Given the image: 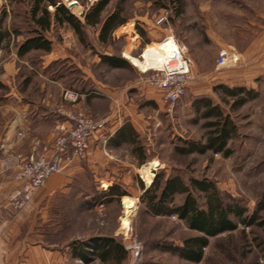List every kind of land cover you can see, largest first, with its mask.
Here are the masks:
<instances>
[{
	"label": "rangeland",
	"instance_id": "1",
	"mask_svg": "<svg viewBox=\"0 0 264 264\" xmlns=\"http://www.w3.org/2000/svg\"><path fill=\"white\" fill-rule=\"evenodd\" d=\"M30 1L0 0V21L4 19L2 29L21 34L12 36L3 44L0 77L4 73V65L15 61L19 69L10 79L14 78L17 83L20 77L21 88L25 89L29 99L36 101L45 94L54 95V106L68 126L43 133L42 136L52 137L47 156L52 153V145L72 126V116L83 115L96 122L112 116L114 120L108 133L118 129L122 101L114 93L119 88H125L128 98L135 101V111L140 116L135 130L148 158L141 163L134 154L133 145L113 147L108 142L111 137L105 141L108 135L99 133L92 141L89 155L84 160L72 162L60 172L67 173L73 169L65 181H55L54 193L43 194L37 202L38 206L47 210L39 216L44 217L38 222L37 240L43 242L46 250L59 253L55 262L86 264L72 257L73 244L106 237L126 248L127 259L122 263L93 259L87 264H264V79L260 84L261 95L258 92L256 99L249 100L242 107L232 109L233 100L228 97L226 100L229 103L221 102L224 112L231 113L238 127L236 136L229 143L232 150L229 157L211 151L184 156L176 151V147H182L186 142L205 143L209 131L204 126L208 120L200 119L192 108L196 100L193 96L195 87L209 86L206 70L218 59L208 40L209 30L213 34L218 27L223 30L224 26L220 23L226 21V35L233 38L232 35L239 31L237 23L243 16L264 24V0H113L103 13V18L116 7L124 9L127 22L123 26H132V29L122 26L126 36L117 38L115 31L109 44L104 45L98 40L99 29L88 28L83 44L68 26L56 27L51 33L54 44L72 59L55 62L47 70L42 69L40 59L47 55L43 52H32L22 59L19 57V61L16 59L19 45L33 28L28 16ZM62 1L74 15L82 18L83 12L98 0ZM76 3L78 5H71ZM255 12L261 14L263 20L256 18ZM161 17L167 18V21L158 24ZM138 22L150 31L152 39L147 34L140 36L136 28ZM167 36H170V42H163L165 44L177 41L181 45L187 43L191 49L198 47V70L201 72H196L191 65L195 79L189 83L187 94L174 106L160 98L162 103L159 106L148 98V95L154 97L158 94L148 90V87L152 90L154 87L149 86L141 74L149 71L142 55L153 45L152 42H160ZM190 50L187 49L189 59ZM231 53L235 54V51ZM110 54L126 58L131 66H109L102 61L101 55ZM239 62L231 65V68H238ZM66 72L70 73L71 82L64 77L63 73ZM137 85L144 86L140 92L134 89ZM81 88L85 89L86 94L92 91L93 98L88 100L82 96L77 102L66 99L67 90L78 92L77 89ZM222 92L219 96L223 99L225 96ZM36 141H39L38 137ZM152 165L155 166L152 184L160 171H165L167 177L179 174L185 183L192 178L199 181L207 179L217 186L226 202L236 199L247 208V216L256 214V222L251 226L238 224V229L210 238L201 263L181 259L168 249L173 245H183L185 239L196 233L189 230L178 216L150 215L147 205L141 202L144 194L142 185L149 187L152 177L148 170ZM62 184L66 185L63 187ZM115 184L126 193L125 196H108L110 187ZM41 189L34 198L40 195ZM128 197L137 202L129 223H126L123 201ZM184 197L176 196V205H182Z\"/></svg>",
	"mask_w": 264,
	"mask_h": 264
},
{
	"label": "trees",
	"instance_id": "2",
	"mask_svg": "<svg viewBox=\"0 0 264 264\" xmlns=\"http://www.w3.org/2000/svg\"><path fill=\"white\" fill-rule=\"evenodd\" d=\"M113 0H98L89 10L83 12V17H78L72 13V10L62 0H31L29 4L28 16L33 24L29 35L19 45L17 55L22 58L32 52L51 53L55 42L51 33L54 28H64L68 26L74 30L79 41L85 43L86 31L88 28L99 29L98 40L107 45L113 33L126 24L127 19L124 16V9L116 7L108 16L103 18V13ZM0 21V50L3 44L12 36L18 37V32L2 29ZM130 24V23H128ZM123 28H131L127 25ZM137 31L144 37L146 31L137 23ZM102 61L109 66L124 67L125 61L110 54L101 55ZM72 73V72H71ZM64 74V73H63ZM62 74V75H63ZM74 74V73H72ZM77 80V79H76ZM72 79H70V82ZM223 91L225 98L222 102L229 103L231 98L232 109L240 108L249 100L256 99L258 92L246 88H232L220 85L215 87V91ZM77 91L82 95L86 94L85 89ZM93 92H87L91 95ZM192 108L200 119L208 120L205 128L209 131L204 142H186L182 147H176V151L181 155L205 154L211 151L213 154H222L229 157L232 150L229 148L230 140L236 136L238 127L232 118L230 112H224L220 104H215L213 99L208 97H198L192 103ZM139 134L130 121H126L117 129L115 134L109 139V145L121 147L131 144L134 148V154L141 163L146 162L147 155L144 147L139 144ZM154 165L148 170L151 175L149 187H143L144 194L141 202L147 205V211L154 217L158 216H178L185 223L189 230L196 234L189 236L183 241V245H173L168 251L174 252L181 259L192 263H201L203 261L204 251L210 245V238H215L224 233H230L237 228L238 224L251 226L256 222L257 215L247 216V208L243 207L236 199H230L226 202L213 182L202 179H190L185 183L179 174L166 176L165 171H160L154 180L152 173ZM152 184V185H151ZM119 185H113L109 189L110 198L125 196ZM185 196L182 205H176L175 197ZM201 200L204 202L201 203ZM235 219V220H234ZM237 221V222H236ZM72 257L89 263L93 259L103 262L115 261L122 263L127 259L128 251L118 241L100 237L86 243H74L72 246Z\"/></svg>",
	"mask_w": 264,
	"mask_h": 264
},
{
	"label": "crops",
	"instance_id": "3",
	"mask_svg": "<svg viewBox=\"0 0 264 264\" xmlns=\"http://www.w3.org/2000/svg\"><path fill=\"white\" fill-rule=\"evenodd\" d=\"M244 17L239 19L237 23L239 31L237 34L232 35L233 38L226 35V21L220 23L224 26L223 30L225 32L219 27L216 29L215 34L212 33L211 29L209 30L208 40L213 45L214 54L219 57L222 52L235 51V56H238L240 61L237 65L239 67L233 69L231 65L234 64H231L226 68L218 69L217 63H211L205 76L207 81H210L209 86L200 85L195 87L194 91L191 88L195 98L208 97L213 99L215 104L222 105V98L219 96L221 91H215V87L220 85L228 86L230 89L243 87L257 91L261 95L260 84L264 79V24L253 22ZM255 17L260 21L263 20L262 15L258 12H255ZM138 23L145 29L147 37L152 39L150 31L144 27L143 23ZM116 31L117 38L126 36V32H122V27ZM129 35H132V33ZM166 42L170 41L167 40ZM183 44L179 43L178 45L186 50L191 49V46L187 43ZM53 45L51 53L40 59L43 63V70H47L55 62L66 61L67 58H71L66 51H60L59 46ZM199 51L198 47L192 48L189 54L191 65L196 72H201V70H198L199 53L197 54V52ZM118 58L125 61L126 66H131L126 58V60L121 57ZM16 59L18 60L19 57L17 56ZM14 62L4 65V73L0 77V264H57L55 261H57L59 253L46 250L43 248V242L37 240L39 237L36 232L38 222L42 221V217H44L39 218V216L47 211L46 208L38 206L37 202L43 194L54 193L53 185L55 181L57 179L65 181L73 169H70L67 173L55 174L42 187L40 195L22 207L18 204L23 202L24 199L23 183L15 180L12 175L27 160L48 155L51 149L52 137L42 136L43 133L52 132L54 129L58 130L62 126H68V122L63 123L61 120L62 117L53 103L54 95L45 94L36 101L29 99L25 89L21 88L20 77L17 83L14 78L13 80L10 79L14 77L13 73L15 74L19 69ZM64 74L67 80L71 79L69 72ZM143 87L137 85V88L134 89L140 92ZM148 90L155 91L158 94L154 97L148 95V98L156 101V104L160 106L163 100L162 92L155 87L153 90L148 87ZM43 91L45 90L43 89ZM127 91L125 88H119L114 93L122 101L119 111H121L120 115L123 119L119 117L118 123L121 127L125 120L130 119L129 121L136 129L135 125L140 122V116L136 114L135 101L128 98ZM82 96L87 97L88 100L93 98L89 94H82L81 98ZM110 98L109 95L108 99ZM36 137L39 141H36ZM65 185L62 184L61 186L64 187Z\"/></svg>",
	"mask_w": 264,
	"mask_h": 264
},
{
	"label": "built area",
	"instance_id": "4",
	"mask_svg": "<svg viewBox=\"0 0 264 264\" xmlns=\"http://www.w3.org/2000/svg\"><path fill=\"white\" fill-rule=\"evenodd\" d=\"M166 21L167 18L161 17L158 24H163ZM235 55L228 51L220 53L217 67L226 68L237 63L239 58ZM173 56L162 68L141 72L145 82L160 90L163 100L171 106L177 105L183 99L187 94L189 83L195 79L187 50L179 46V50ZM65 96L66 99L73 102H77L81 98V95L73 90H67ZM70 119L72 126L69 129H64L62 136L52 145V153L49 156H41L20 165L12 175L15 180L23 183L24 199L18 204L19 206H25L27 202L31 201L49 179L60 173L69 164L76 160H84L89 155L92 141L97 134L106 133L108 137L105 141H107L117 131L114 129L112 133H108V128L111 127L114 120L112 116L97 122L83 115L72 116Z\"/></svg>",
	"mask_w": 264,
	"mask_h": 264
},
{
	"label": "bare ground",
	"instance_id": "5",
	"mask_svg": "<svg viewBox=\"0 0 264 264\" xmlns=\"http://www.w3.org/2000/svg\"><path fill=\"white\" fill-rule=\"evenodd\" d=\"M169 38L170 36H167V39H165L163 42H166L167 40H169ZM163 42L153 43L151 47L145 50L144 55H142L148 70H152L153 68H162L165 64L168 63V61H170L174 57L173 55L179 50L177 41L169 44H165ZM136 202L131 197L125 198L123 201L124 212L127 217L126 223H129V220L131 218L130 215H132L136 209ZM127 226L128 225H126V227Z\"/></svg>",
	"mask_w": 264,
	"mask_h": 264
},
{
	"label": "water",
	"instance_id": "6",
	"mask_svg": "<svg viewBox=\"0 0 264 264\" xmlns=\"http://www.w3.org/2000/svg\"><path fill=\"white\" fill-rule=\"evenodd\" d=\"M75 5H78L77 3L76 4H72V6H75Z\"/></svg>",
	"mask_w": 264,
	"mask_h": 264
}]
</instances>
